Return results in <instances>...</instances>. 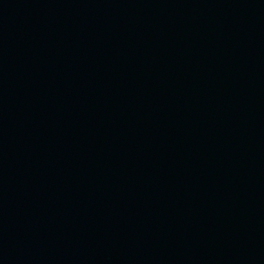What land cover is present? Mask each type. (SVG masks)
Segmentation results:
<instances>
[{
    "label": "water",
    "instance_id": "1",
    "mask_svg": "<svg viewBox=\"0 0 264 264\" xmlns=\"http://www.w3.org/2000/svg\"><path fill=\"white\" fill-rule=\"evenodd\" d=\"M0 264H264V0H0Z\"/></svg>",
    "mask_w": 264,
    "mask_h": 264
}]
</instances>
